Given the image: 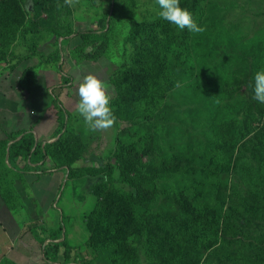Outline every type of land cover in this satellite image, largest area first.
Listing matches in <instances>:
<instances>
[{"label":"rangeland","instance_id":"1","mask_svg":"<svg viewBox=\"0 0 264 264\" xmlns=\"http://www.w3.org/2000/svg\"><path fill=\"white\" fill-rule=\"evenodd\" d=\"M58 3L63 5V0H0V15L8 12L14 21L5 29L0 17V140L23 129L38 142L57 143L47 160L33 167L36 173L26 172L21 159L8 164L5 152L0 164L8 183L0 185L5 212L24 224V230L29 223L40 227L44 217L48 224L61 226L71 254L66 264H84V259L89 264H264V256H257V248L264 245V222L244 211L243 222L251 219L238 229L243 241L230 240L218 253V242L211 246L194 235L180 237V217L188 212L181 191L191 199L193 182L218 207L228 201L232 187L236 203L249 193L252 202L264 205V183L249 186L235 179L233 162L225 163L219 174L192 167L201 155L209 165L215 156L233 152V161L240 153L248 158L251 151H262L264 103L253 99L251 85L255 73L264 70V0H199L197 11H203L198 18L205 31L188 32L185 40L194 59L192 77L171 58L163 69L168 80L159 83L166 89L164 103L131 119L125 117L124 105L144 81L119 84L117 79L134 70L132 29L160 18L155 0H79L57 10ZM102 20L108 31L106 51L96 61L84 60L80 49H97L93 43L83 46L81 33L102 31ZM87 73L103 80L111 97L116 120L106 131H89L75 112L76 86ZM57 100L65 122L58 120ZM229 120L239 122L231 130L235 139L218 148L213 129ZM61 123L65 127L59 132ZM247 124L252 130L244 135ZM132 143L136 148L128 158ZM251 161L255 170H264ZM166 166L176 172L171 179L162 174ZM133 172L161 179L151 189L132 187ZM112 192L131 193L135 209L144 215L142 221L131 220L126 242L116 243L118 239L98 229L102 212L117 215L125 208ZM39 200L46 203L41 209L35 203ZM204 205L200 199L198 206ZM196 231L200 238L208 237Z\"/></svg>","mask_w":264,"mask_h":264},{"label":"trees","instance_id":"2","mask_svg":"<svg viewBox=\"0 0 264 264\" xmlns=\"http://www.w3.org/2000/svg\"><path fill=\"white\" fill-rule=\"evenodd\" d=\"M198 2L199 0H180V6L187 9L192 14L193 19L199 26H203V22L198 18L203 11L202 9L197 11ZM9 15L8 12L7 14H2V16L0 15L2 24L5 25V29H8V27L12 25L11 22H14ZM207 19L214 23L213 19H210L209 17H207ZM205 25H208V23H205ZM100 26L102 28V31L100 32L97 30H89L81 33L86 40L83 46L88 43H93L91 46H96L95 49H97L92 53L80 49L79 54L82 59L96 61L106 51L108 44V31H104L106 29V21L102 20ZM188 32L187 29L181 30L161 18L145 21L132 29V42L134 41V47L136 49L133 57L135 60L134 70L128 76L117 79V82L121 84L125 80H129L130 82L144 81V83L143 86L134 91V98L129 99V101L125 103L126 118H135L141 110L149 111L152 107L156 110L162 106L164 102H161L164 98L166 89L164 83L163 85H160L159 83H161V80H168L163 76V74H165L163 69L168 65L171 58L181 62L179 65L186 68L187 72L190 73L192 77L194 71V59L191 54L187 53V46H185ZM181 33L183 36L182 44L180 45ZM170 54L173 56H170ZM212 97L215 98V95ZM60 103L61 102L58 100L55 102V106L58 110L57 117L58 120L65 122L66 115L64 116L63 106ZM64 127L65 124L61 123L59 132H61ZM238 127V121L229 120L220 122L217 127L213 129L215 138L218 142V148L221 145H228L234 141L235 135L231 134V130L237 129ZM262 128L264 130V125L259 130ZM251 130L252 127L247 124L243 131L244 135H247ZM56 145L57 143H55V141L45 144L38 142L31 133L23 129L11 131L6 133L4 139L0 140V164L4 163V154L6 152L5 160L8 164L21 159L24 161L23 168L26 172L35 171L33 167L42 165L48 158V152L52 151ZM135 148V143H132L131 150H127L126 152L128 158H131V152L135 150ZM258 152L260 153L251 151L248 158H244L243 153H240L238 156H235L233 161H231L233 152L232 154H228L227 157L226 155H223L221 159H219L220 157L217 158L215 156L214 158H211L209 165L207 164L208 161L202 159L201 155L195 159L192 167L195 168L199 166L200 169L206 167L207 169L216 172V174H219V169L225 165V163L233 162L232 171L235 179H238L249 186L252 184L259 186L264 183V170H255L252 166L251 158H253V160L260 166H264V144L262 151ZM206 164L208 166H206ZM165 171L166 173L162 174L167 176L168 179H171V175L176 173L174 169L172 170L169 166L165 167ZM250 173H256L257 175H251ZM132 174H135L130 179L132 187L138 186L151 189L156 185V182L161 179L154 175L150 176V174L136 175L134 172ZM1 184L8 185L0 171V185ZM190 186L194 188V195L191 199L190 196L181 191V196L186 203L185 210L188 211L186 215L180 217L183 227V230L180 233L181 238H192V235H194L196 240L211 246H215L218 242L215 247V252L218 253V251L222 250L224 244L230 240L243 241V239L238 238V229L241 228L242 225L243 227L246 226L251 219L250 217L255 216L257 220L264 222V205L259 204L257 201L252 202L253 197L249 193L242 198L240 195L238 202L236 203V201H234V196L232 197V195L235 194L234 187H232L228 201H220L222 204L221 207H218L213 203L212 199L208 198L210 193H207L206 195V190H204L203 187L201 188V184L193 182ZM112 193L115 197L122 199L125 208L117 215L116 213L109 214L102 212L99 222L100 227L98 229L104 232L105 235L118 239L116 243L120 240L126 242L125 238L129 234L130 224L133 223L131 220H134V223L142 221L144 220V215L135 209L131 193ZM200 199L205 203L204 207L198 206ZM229 200H231L230 204H228ZM248 201H251L252 203ZM211 204L215 205L212 206ZM243 211L249 213L250 216L245 219V222H243L244 218L242 217ZM36 228H40V232ZM193 228L199 230L201 234H207L208 237L200 238V233ZM29 230L33 237L41 243L44 260L61 264H66L68 262L71 254L68 253L70 250L67 243L68 241L63 234L61 226L56 229L47 226H33L29 227ZM148 235L150 237V233H148ZM167 236H171V233L165 237ZM151 241L152 240H149V242ZM246 243L248 242H243V245ZM61 248H63L64 257L60 256ZM156 248L160 251L159 246ZM257 256L258 258L264 256V245L257 248ZM253 263L256 264L258 261H253ZM2 264L15 263H11L4 259ZM84 264H89L86 259H84Z\"/></svg>","mask_w":264,"mask_h":264},{"label":"clouds","instance_id":"3","mask_svg":"<svg viewBox=\"0 0 264 264\" xmlns=\"http://www.w3.org/2000/svg\"><path fill=\"white\" fill-rule=\"evenodd\" d=\"M79 0H63V5L57 4V10L62 6L73 7ZM159 7L157 15L169 24L192 33H202L205 28L199 26L192 14L180 6V0H155ZM253 99L264 103V70L257 71L251 85ZM78 100L75 112L78 113L91 132L106 131L111 128L116 117L110 107L111 97L107 92L106 83L92 73L85 74L76 86Z\"/></svg>","mask_w":264,"mask_h":264},{"label":"crops","instance_id":"4","mask_svg":"<svg viewBox=\"0 0 264 264\" xmlns=\"http://www.w3.org/2000/svg\"><path fill=\"white\" fill-rule=\"evenodd\" d=\"M28 172L36 173L38 171ZM35 203L38 209L46 205V203L40 200L39 202L35 201ZM43 223L38 225L55 229L59 226L58 224H48L46 217L43 218ZM26 226L27 230H24L25 225L17 224L12 219L10 213L5 212L0 203V264L4 262V259L15 264H61L44 260L43 247L41 243L33 237L29 230V227H35V225L29 223Z\"/></svg>","mask_w":264,"mask_h":264}]
</instances>
